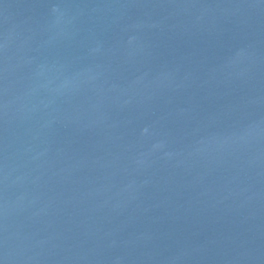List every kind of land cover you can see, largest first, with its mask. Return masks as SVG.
Returning a JSON list of instances; mask_svg holds the SVG:
<instances>
[{
	"label": "water",
	"instance_id": "water-1",
	"mask_svg": "<svg viewBox=\"0 0 264 264\" xmlns=\"http://www.w3.org/2000/svg\"><path fill=\"white\" fill-rule=\"evenodd\" d=\"M0 264H264V0H0Z\"/></svg>",
	"mask_w": 264,
	"mask_h": 264
}]
</instances>
